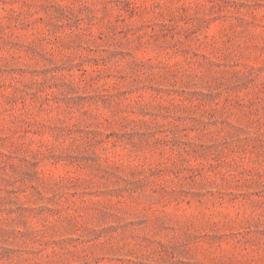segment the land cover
<instances>
[{
    "label": "rangeland",
    "instance_id": "1",
    "mask_svg": "<svg viewBox=\"0 0 264 264\" xmlns=\"http://www.w3.org/2000/svg\"><path fill=\"white\" fill-rule=\"evenodd\" d=\"M0 264H264V0H0Z\"/></svg>",
    "mask_w": 264,
    "mask_h": 264
}]
</instances>
